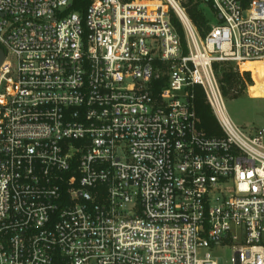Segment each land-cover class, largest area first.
<instances>
[{
    "label": "built area",
    "instance_id": "obj_1",
    "mask_svg": "<svg viewBox=\"0 0 264 264\" xmlns=\"http://www.w3.org/2000/svg\"><path fill=\"white\" fill-rule=\"evenodd\" d=\"M212 1L202 38L180 0H0V264H264V129L213 69H264V0Z\"/></svg>",
    "mask_w": 264,
    "mask_h": 264
},
{
    "label": "trees",
    "instance_id": "obj_2",
    "mask_svg": "<svg viewBox=\"0 0 264 264\" xmlns=\"http://www.w3.org/2000/svg\"><path fill=\"white\" fill-rule=\"evenodd\" d=\"M95 0H72L70 7L66 13H79L81 16H85L90 4ZM183 8L185 9L189 19L198 30L200 36L205 38L211 31L213 24L211 19L206 14L205 9H209L215 16L218 17V13L214 8L212 0H180ZM171 21L176 28L178 34L181 37L185 53L186 39L183 32L182 24L180 23L174 12L171 13ZM215 75L219 81L221 91L224 98H237L241 92L246 90L247 84L252 85L253 80L249 72H245L243 76L240 74L237 66L234 63L223 62L215 63L213 65ZM195 99L194 107L196 114L200 120L199 127L209 137L222 136L221 128L218 121L207 103L204 91L201 86L194 88Z\"/></svg>",
    "mask_w": 264,
    "mask_h": 264
},
{
    "label": "rangeland",
    "instance_id": "obj_3",
    "mask_svg": "<svg viewBox=\"0 0 264 264\" xmlns=\"http://www.w3.org/2000/svg\"><path fill=\"white\" fill-rule=\"evenodd\" d=\"M205 10L212 24L217 25L219 17L209 9ZM243 68L253 70V84L248 85L237 98H224V106L233 123L244 132L251 134L264 129V69H257L252 64ZM212 253L218 264H232L234 254L231 246L217 249Z\"/></svg>",
    "mask_w": 264,
    "mask_h": 264
},
{
    "label": "water",
    "instance_id": "obj_4",
    "mask_svg": "<svg viewBox=\"0 0 264 264\" xmlns=\"http://www.w3.org/2000/svg\"><path fill=\"white\" fill-rule=\"evenodd\" d=\"M220 18H221V16H219V19H220ZM4 58H5L4 51H3L2 48H0V66H1V64L3 63Z\"/></svg>",
    "mask_w": 264,
    "mask_h": 264
},
{
    "label": "bare ground",
    "instance_id": "obj_5",
    "mask_svg": "<svg viewBox=\"0 0 264 264\" xmlns=\"http://www.w3.org/2000/svg\"><path fill=\"white\" fill-rule=\"evenodd\" d=\"M246 65H249V64H246ZM245 66V65H244Z\"/></svg>",
    "mask_w": 264,
    "mask_h": 264
}]
</instances>
